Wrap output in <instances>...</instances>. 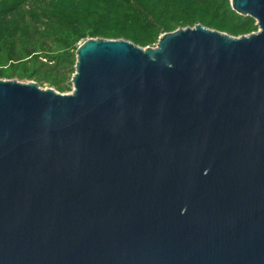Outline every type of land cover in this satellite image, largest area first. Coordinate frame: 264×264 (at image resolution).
<instances>
[{"label":"water","instance_id":"obj_1","mask_svg":"<svg viewBox=\"0 0 264 264\" xmlns=\"http://www.w3.org/2000/svg\"><path fill=\"white\" fill-rule=\"evenodd\" d=\"M258 30L90 37L72 91L0 78V264H264Z\"/></svg>","mask_w":264,"mask_h":264},{"label":"trees","instance_id":"obj_2","mask_svg":"<svg viewBox=\"0 0 264 264\" xmlns=\"http://www.w3.org/2000/svg\"><path fill=\"white\" fill-rule=\"evenodd\" d=\"M198 23L236 37L259 29L230 0H0V78L67 93L87 38L153 47L161 34Z\"/></svg>","mask_w":264,"mask_h":264},{"label":"rangeland","instance_id":"obj_3","mask_svg":"<svg viewBox=\"0 0 264 264\" xmlns=\"http://www.w3.org/2000/svg\"><path fill=\"white\" fill-rule=\"evenodd\" d=\"M45 87H48V86H45ZM68 93V92H67Z\"/></svg>","mask_w":264,"mask_h":264}]
</instances>
